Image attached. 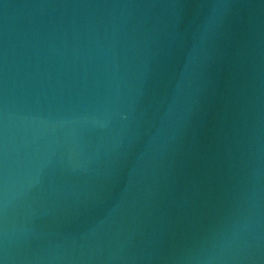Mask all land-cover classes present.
<instances>
[{"label":"water","instance_id":"95a60500","mask_svg":"<svg viewBox=\"0 0 264 264\" xmlns=\"http://www.w3.org/2000/svg\"><path fill=\"white\" fill-rule=\"evenodd\" d=\"M0 264H264V0H0Z\"/></svg>","mask_w":264,"mask_h":264}]
</instances>
